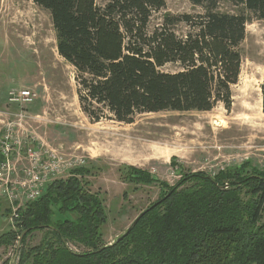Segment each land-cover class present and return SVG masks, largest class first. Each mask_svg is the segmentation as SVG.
<instances>
[{
  "label": "trees",
  "instance_id": "1",
  "mask_svg": "<svg viewBox=\"0 0 264 264\" xmlns=\"http://www.w3.org/2000/svg\"><path fill=\"white\" fill-rule=\"evenodd\" d=\"M32 1L49 12L57 52L76 71L80 109L94 122L208 111L216 102L228 107L246 24L264 21V0H189L203 12H164L154 26L165 0ZM223 4L234 9L224 11ZM178 23L189 28L183 35L173 29ZM168 64L177 70H162ZM260 92L264 111V60ZM247 168L185 174L126 235L104 243L103 201L79 181L85 173L79 167L26 204L17 231L2 235L0 246L25 231L16 264H264V170L243 174ZM35 231L44 232L42 239L26 246Z\"/></svg>",
  "mask_w": 264,
  "mask_h": 264
},
{
  "label": "rangeland",
  "instance_id": "2",
  "mask_svg": "<svg viewBox=\"0 0 264 264\" xmlns=\"http://www.w3.org/2000/svg\"><path fill=\"white\" fill-rule=\"evenodd\" d=\"M221 8L234 9L229 4ZM164 12L180 15L203 10L189 0H165L164 9L153 14L151 26L161 22ZM173 29L183 35L189 28L178 23ZM239 50L240 73L230 86L228 107L216 102L208 111H160L138 114L131 123L94 122L80 109L76 71L57 52L49 12L32 0H0V110L8 105L10 92L33 93L26 108L39 115L32 124L35 136L65 157H83L80 167L85 173L77 177L102 198L106 221L101 235L104 243H112L140 211L185 174L214 175L243 163L249 167L243 174L253 168L264 170L263 20L246 24ZM162 70L177 67L168 64ZM248 103L254 104V113L243 108ZM8 210L0 198V237L17 231L16 219ZM55 217L69 215L56 213ZM43 235V231L31 233L26 246L38 244ZM17 246V241L0 246V264H16Z\"/></svg>",
  "mask_w": 264,
  "mask_h": 264
},
{
  "label": "built area",
  "instance_id": "3",
  "mask_svg": "<svg viewBox=\"0 0 264 264\" xmlns=\"http://www.w3.org/2000/svg\"><path fill=\"white\" fill-rule=\"evenodd\" d=\"M0 110V198L13 219L26 204L37 200L54 180L83 165L81 155L65 154L35 136L32 124L39 118L26 108L33 100L30 91L10 92Z\"/></svg>",
  "mask_w": 264,
  "mask_h": 264
},
{
  "label": "water",
  "instance_id": "4",
  "mask_svg": "<svg viewBox=\"0 0 264 264\" xmlns=\"http://www.w3.org/2000/svg\"><path fill=\"white\" fill-rule=\"evenodd\" d=\"M144 212H145V210L141 211V212H140V213H139V214L133 219V221L131 222V224L127 227L126 231L122 233L121 237L124 236V235H126V234L129 232V230L135 225L137 219H138L139 217H141V216L144 214ZM24 233H25V231H24V232L21 234V236L18 238L17 245H19V242H20V240H21V237L24 235ZM121 237H118L117 240H118L119 238H121ZM11 264H12V263H11Z\"/></svg>",
  "mask_w": 264,
  "mask_h": 264
},
{
  "label": "bare ground",
  "instance_id": "5",
  "mask_svg": "<svg viewBox=\"0 0 264 264\" xmlns=\"http://www.w3.org/2000/svg\"><path fill=\"white\" fill-rule=\"evenodd\" d=\"M244 94V93H243ZM247 95V94H246ZM251 95H253V93H251ZM252 100H253V97L251 98ZM251 100V101H252ZM244 106V105H243ZM243 108H245V110H247V111H249V112H255L256 111V108H255V106H254V104H250V103H248V104H246ZM262 118V117H261ZM260 118V119H261ZM259 119V118H258ZM122 153V152H121Z\"/></svg>",
  "mask_w": 264,
  "mask_h": 264
}]
</instances>
